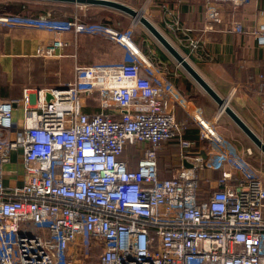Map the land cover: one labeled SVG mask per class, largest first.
<instances>
[{"label": "built area", "instance_id": "2783aa9c", "mask_svg": "<svg viewBox=\"0 0 264 264\" xmlns=\"http://www.w3.org/2000/svg\"><path fill=\"white\" fill-rule=\"evenodd\" d=\"M205 1L212 28L222 22V6L234 12L249 0ZM0 25L100 34L125 50L121 62L76 65L71 82L34 91L33 104L24 89L27 120L13 136L17 100L0 98V264H77L94 252L97 264H264L261 173L200 114L191 116L214 155L191 151L173 105L183 100L134 42L133 22L121 30L78 15L0 13ZM228 30L247 32L234 16ZM251 33L264 46V22ZM65 45L53 37L44 55ZM258 94L264 116V78ZM172 138L182 164L160 177L157 152ZM128 145L139 149L136 165L124 153ZM13 151L20 152L23 178L5 185ZM201 169L219 175L201 177Z\"/></svg>", "mask_w": 264, "mask_h": 264}, {"label": "crops", "instance_id": "0c3cea01", "mask_svg": "<svg viewBox=\"0 0 264 264\" xmlns=\"http://www.w3.org/2000/svg\"><path fill=\"white\" fill-rule=\"evenodd\" d=\"M24 1L27 0H1L0 12L6 10L7 3ZM121 1L127 4H141L152 23L162 30L164 36L185 56L205 81L222 98H225L236 114L264 140V116L261 114L258 94L259 83L261 78H264V46L258 45L255 36L251 33L258 24L264 22V0H249L234 12L225 4L221 10L222 22L213 24L212 28L204 19L205 0ZM98 9L125 15L107 7ZM233 16L243 20L247 32L238 33L228 30V22ZM53 17L58 18V16ZM81 18L87 20L85 17L81 16ZM132 22L131 20L126 27ZM110 25L114 26L112 23ZM126 27L119 26V29L123 30ZM134 29V42L141 51L146 45L148 52L159 61L152 46L155 45L166 55L171 65L167 67L165 64L162 69L172 78L170 82L188 106L183 105V102L180 103L182 106L178 103L173 104L177 120L186 126L182 137L193 142L191 151L200 152L205 158H212L214 151L205 140H200L198 127L191 116V111L196 110L205 119L213 120L219 110L217 103L163 46H158L145 34H142L143 38L137 39ZM53 37L62 38L66 45L56 49L54 55L46 56L44 55L46 44ZM110 41L96 34L64 32L55 36L41 28L0 25V98L17 100L14 102L13 115L16 127L10 136L26 124L27 118L24 115L22 102L24 89L31 93L30 100L33 104L34 91L63 86L71 82L76 65L121 62L124 60V48ZM192 41L195 42V46L192 45ZM163 71H161L162 75ZM158 75L161 76L159 73ZM163 76L166 77L165 74ZM218 133L222 136L219 131ZM251 144L247 148L252 149ZM18 153L20 152H11L10 161L4 165L5 185L22 181L23 171ZM157 155L159 176H172L182 164L178 138L161 143ZM200 175L217 177L219 172L201 169Z\"/></svg>", "mask_w": 264, "mask_h": 264}, {"label": "rangeland", "instance_id": "374dc122", "mask_svg": "<svg viewBox=\"0 0 264 264\" xmlns=\"http://www.w3.org/2000/svg\"><path fill=\"white\" fill-rule=\"evenodd\" d=\"M24 5H25V8L30 12H37V13L48 12L49 14L53 16H58V18H65V19L69 18L70 16L78 15V16H82L83 18L85 17L87 19L91 18V19H96V20H102L105 15L111 13L113 14L112 16H110L112 25L116 26L117 28H119V26L126 27L132 20L134 23V28H135L134 29L135 37L137 39L139 37L143 38L142 34H145L148 37L150 36V38L153 40V42H155V44H157L158 46H161L159 42L149 33V31H147V29L143 27V25L140 22H137V21L135 22L132 17L127 16L126 14L123 15V14L116 13V12L113 13L111 11H99L100 9L98 8H103V7H99L97 5H87V7H82L83 4H79V3H62V2L51 3V2H46V1L40 2V1H35V0L24 1ZM127 5L133 7L137 11H140L142 15H144L150 20L148 13L144 10V8H142L141 4H127ZM12 8L13 10L16 9V7H12ZM2 26L7 27L6 25H2ZM26 28H30V27H26ZM158 29L160 30V28ZM96 35L101 36L102 38L106 40H109L105 38L103 35H100V34H96ZM108 63L101 62V63H96V64H108ZM174 104H176V102ZM218 112L220 111L218 110L217 114ZM221 112H222L220 113L221 116L219 115L220 117L217 116L216 118H213V121H215L216 123L217 130L222 134L223 138L230 141L233 144V146H235L237 151H239L241 154H243V156L246 157V159L261 173L262 180H264V154H261L260 151H258V149L254 147V145L251 144V142L246 137V135L233 123V121H231V119H229V117L227 116V114L223 112V110ZM250 144L252 146V149H251L252 153L248 154L247 147L250 146ZM210 148L212 149V146H210ZM124 153H128L130 155L132 163L136 165L137 159L139 157V149L134 145H128ZM202 183L203 181H199L200 185H202ZM70 250L74 251L75 250L74 246H71ZM97 255L98 253L94 252L88 258L82 259L81 262L77 261V264H80V263L81 264H97ZM74 259L75 260L79 259V256L78 257L75 256Z\"/></svg>", "mask_w": 264, "mask_h": 264}, {"label": "water", "instance_id": "95a60500", "mask_svg": "<svg viewBox=\"0 0 264 264\" xmlns=\"http://www.w3.org/2000/svg\"><path fill=\"white\" fill-rule=\"evenodd\" d=\"M62 3H79L83 5H97L117 10L129 15L134 20L139 15V22L149 31V33L163 46V48L180 64L188 74L195 80V82L217 103L219 109L223 111L234 122V124L246 135L249 141L264 154V140H262L228 105L227 100L222 98L197 72V70L190 64V62L183 56L164 36V34L144 15L140 14L133 7L121 2L113 0H44ZM51 95L46 93V101H49ZM185 165H187L185 163Z\"/></svg>", "mask_w": 264, "mask_h": 264}, {"label": "trees", "instance_id": "16d2710c", "mask_svg": "<svg viewBox=\"0 0 264 264\" xmlns=\"http://www.w3.org/2000/svg\"><path fill=\"white\" fill-rule=\"evenodd\" d=\"M12 7H16L15 10H13ZM18 8V9H17ZM2 14H6V15H22V16H26V17H32V18H36V17H39L40 15H46L45 14H42V13H37V12H30L28 11L26 8H25V5H24V2H17V3H7L6 5V10L4 12H0ZM113 14L109 13L107 15H105L103 17L102 20H96V19H87V21L91 22V23H102V24H105V25H109L111 26V20H110V16H112ZM73 16L71 18H67V19H72ZM127 28V27H126ZM133 35V34H132ZM144 37V36H143ZM134 39V37H133ZM135 41V39H134ZM155 49V55H157V57L160 59L159 61L156 60V58L151 55L149 52H148V49L146 47V45H144L142 47V51L143 53L147 56V58L154 64L156 65L161 71H163L162 67H164L163 65L166 64V66H171L170 63L167 61V57L166 55L158 48L156 47L155 45H152ZM167 62V63H166ZM164 72V71H163ZM164 74L166 75L167 79L169 81L172 82V78L169 76V74L167 72H164ZM174 83V82H173ZM91 109L89 107L85 108V111H90Z\"/></svg>", "mask_w": 264, "mask_h": 264}, {"label": "bare ground", "instance_id": "6f19581e", "mask_svg": "<svg viewBox=\"0 0 264 264\" xmlns=\"http://www.w3.org/2000/svg\"><path fill=\"white\" fill-rule=\"evenodd\" d=\"M140 14H142V13H140ZM139 20V15L135 18V22L137 21V22H139L138 21ZM22 21V20H21ZM24 22H26V21H24ZM173 92H174V94L176 95V96H178L181 100H183L182 99V97L175 91V90H173ZM183 102V105H185L186 106V103L184 102V101H182ZM186 107H188V106H186ZM223 110V108H221V109H219V111L221 112ZM192 112V114L194 115V116H199V113L196 111V110H192L191 111ZM224 112V111H223ZM215 137H216V139L218 140V141H220L223 145H225V143L223 142V140L221 139V137H220V135L219 134H216L215 135Z\"/></svg>", "mask_w": 264, "mask_h": 264}]
</instances>
